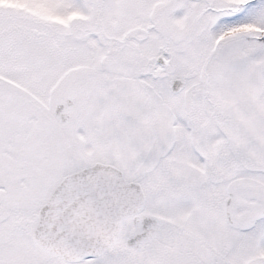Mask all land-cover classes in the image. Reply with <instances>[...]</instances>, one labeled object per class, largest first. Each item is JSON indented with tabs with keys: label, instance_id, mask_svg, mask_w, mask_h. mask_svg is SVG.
<instances>
[{
	"label": "snow or ice",
	"instance_id": "snow-or-ice-1",
	"mask_svg": "<svg viewBox=\"0 0 264 264\" xmlns=\"http://www.w3.org/2000/svg\"><path fill=\"white\" fill-rule=\"evenodd\" d=\"M0 264H264V0H0Z\"/></svg>",
	"mask_w": 264,
	"mask_h": 264
}]
</instances>
